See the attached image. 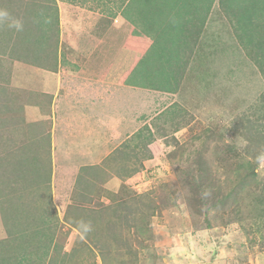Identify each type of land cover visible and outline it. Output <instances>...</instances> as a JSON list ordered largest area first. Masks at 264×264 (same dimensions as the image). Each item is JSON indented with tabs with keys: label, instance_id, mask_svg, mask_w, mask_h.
<instances>
[{
	"label": "rangeland",
	"instance_id": "1",
	"mask_svg": "<svg viewBox=\"0 0 264 264\" xmlns=\"http://www.w3.org/2000/svg\"><path fill=\"white\" fill-rule=\"evenodd\" d=\"M121 2L122 0H56L57 7L59 6V21L66 23L65 15L60 19L59 10L64 14L66 9L74 6L83 18L102 20L103 23L99 25L101 31L111 24L121 31L124 22L122 8L125 6L121 5ZM236 2L240 5L242 1ZM228 4L236 7L231 1ZM8 8L0 5V10L6 11ZM111 19H115V22ZM197 26L196 31L190 32L191 41L187 50L185 48L184 52L181 51L178 55L181 62L188 63L179 90L174 93L175 96L163 95L164 103L180 106L181 115L174 119L170 116L162 117L156 121L155 114L161 109L152 110L144 126L152 127L156 122L160 130L151 128L156 134L155 139L151 138L145 147L144 141L139 144L136 139L125 138L122 143L128 140L126 143L130 144L131 151L128 152L127 149L128 155L100 166L97 180L90 187L91 202H76V187L71 195L66 193L64 186L50 189L48 194H44L43 188H34L32 183L26 185L24 190L29 193L25 194L24 199L28 202L31 200L32 203L31 207L30 203L26 205L24 210L32 209L30 213L35 219H39V214H45V217L53 221L51 229L54 235L53 246L55 244L56 249L50 250L51 255L46 258V264L51 258L56 264H264V160H259L258 157L255 159L253 154L246 152L250 143L245 136L251 128H262L264 131V74L250 58L248 47L241 45L235 34L236 25L233 26L228 16L223 13L218 0L212 5L206 19ZM128 27L132 33L142 32L141 27L131 22ZM63 31L65 32V28ZM129 32L125 28L123 33L109 36V43L111 40L114 43V52L121 51V47L128 49L129 55L126 56H130V62L125 61L123 66L127 67L130 63L132 65L125 74L119 73L122 68L119 70L112 67L113 70L107 74L108 78H104L108 87L112 84L122 86L124 82L127 83L137 60L145 56L149 49L142 47L137 41L131 47L142 49L137 52L134 49L135 52L130 51L126 45L127 42L130 45L129 36L132 33ZM123 34L124 38L121 37ZM142 35L152 42L150 35ZM29 36L31 38L32 34H27L28 38ZM100 36L103 44L106 43V32ZM3 39L6 42L11 40ZM58 46L60 47V42ZM63 48L66 53L70 51L66 44H63ZM104 54L105 51H100L99 56L106 58ZM103 62L102 59L97 61L98 65ZM66 66L67 91L64 98L68 97L66 101L72 103L76 101L78 106L88 104L83 99L87 96L84 90L76 88L77 79L69 76L70 71H77L75 65L66 61ZM119 79V83L115 82ZM100 84L101 81L91 87L92 96L96 100L105 98V94L103 96L96 90L102 89ZM34 99L38 100L36 95ZM98 103L100 102H96L92 107L96 109L101 105ZM64 104L66 103L61 102L59 109L67 114L64 121L69 122L70 117L72 119L76 115L80 116L71 109L67 110ZM4 112H0V115L4 116L1 119H8L3 123L0 120L3 140L7 139L9 143L14 144L21 143L22 146L26 144L24 150L17 152L22 153L21 156H32L36 151L44 150V157H41V173L34 179L41 187L47 186L48 161L52 162L47 155L49 144L45 140L33 139L31 134V139L21 135L23 125L16 123ZM93 113L97 118L94 109L90 111L89 116ZM103 113L104 110L100 111V114ZM240 121L245 124L248 122L250 128L238 132L236 127ZM178 123H181V126L176 131ZM31 128L29 131L36 129ZM130 128L131 124L124 126V131ZM25 130L27 132L26 127ZM127 133L131 134L130 131ZM63 139L64 137H61V140ZM137 143L139 145L135 148ZM119 147L120 145L118 149ZM3 154L6 156V153ZM9 157L12 159H6L8 167L3 165V169L16 167L21 170L20 164H17L18 158L10 155ZM13 159L16 164L10 163ZM31 161L34 162V157ZM245 162L253 164L254 178L238 197L229 198L228 195L238 184L235 180L237 176L231 175L230 172L234 173V170ZM79 173L80 171L78 175ZM4 175L0 172L2 179ZM32 198L37 201L33 202ZM33 203L38 204V207H33ZM71 205H81L87 211L102 210L108 206V210L102 214V222L98 220L100 213L86 214L91 219L94 218V222L90 220L91 222H96L95 225L92 223L93 228L91 226L92 230L87 234L89 238H81L79 231L68 223V217L71 219L72 215L77 216L74 212L69 214ZM36 209L39 210L38 213ZM38 225L41 226L40 223ZM111 225L115 226L121 241L116 242L106 236L101 239L102 243H99V246L103 244L101 247L104 251L101 252L97 249L98 240L101 238L99 236L105 233L102 229ZM49 234L52 236L51 232ZM12 240L5 248H12L16 242ZM2 247L4 248V244L1 249ZM37 248L35 246L36 251ZM36 257L37 255L35 261H38Z\"/></svg>",
	"mask_w": 264,
	"mask_h": 264
},
{
	"label": "trees",
	"instance_id": "2",
	"mask_svg": "<svg viewBox=\"0 0 264 264\" xmlns=\"http://www.w3.org/2000/svg\"><path fill=\"white\" fill-rule=\"evenodd\" d=\"M215 1L217 0H122L121 5H125L122 11L123 17L133 25L141 27V33L150 35L152 39V42H144L142 47H148L149 49L145 56L137 60L133 72L129 74L127 84L133 87L163 93L174 94L177 92L181 84L180 81L183 79L188 65L186 62H181L178 55L181 51L184 52L185 48L187 50L188 43L191 41L189 36L192 34L190 33L191 30L196 31L198 29L197 25L206 19ZM218 1L223 13L228 16L233 26L236 25L234 26L236 28L235 34H237L236 36L240 40L241 45H243L244 48L248 47L250 58L262 74H264V0H241L242 2L240 5H238L236 0ZM229 1H231V4L235 3L236 7L229 6ZM0 5L9 7L6 10L9 15L0 23V38L12 39L17 37L18 41L21 42L18 44V48L22 53L26 55L27 52H30L34 58H42L38 63H45L47 68L54 69L50 63H52L54 54L56 59V52L60 40V21L56 0H0ZM13 20H18L22 24L21 30L17 31L14 27H9V24ZM254 28H256L255 33ZM27 34H32V37L30 38L29 36L28 38ZM140 34L137 32V36ZM254 34H256V36ZM134 49L140 51L142 48L139 49L138 47H134ZM180 109L178 104H174L161 112L157 118L154 119L156 121L158 119L159 121L162 117L169 118V116L172 119L177 118L178 115H181ZM241 121L238 122L236 127L240 133L241 130L247 131L250 128L248 122L245 124V122ZM180 126L181 123L176 124L175 130H179ZM143 127L145 126L143 125L137 132L130 136V138H133V140L136 139L139 144L140 141H144V146L146 147L151 138L155 139L156 134L151 131L150 126ZM35 128L36 126L34 129ZM152 128L158 131L160 130L156 122ZM245 136L250 143L246 148V152L249 155L253 154V158L256 159L264 151V146H262L264 142V131L262 128L258 130L251 128L249 134L247 135L245 133ZM1 137L3 136H0V138ZM0 141L1 152L7 154L4 160L9 159V155L15 156L12 154L13 150H10L12 142L9 143L7 139L4 141L0 139ZM126 142L122 143L119 149L117 147V149L107 156L100 165L84 167L80 170L76 179L78 184H76L75 187L78 191L77 194L74 193L75 201L77 200L78 203L82 204L91 202L90 187L94 185L97 180L100 166L115 159L118 160L121 156L128 155L129 153H126V150L128 149V152L131 151V147L130 144ZM138 143L135 148L138 147ZM24 147L25 146H20L18 150H24ZM135 148L132 150L135 151ZM255 149L256 152H254ZM43 152L44 150H39L36 151L35 154H32V156L31 154L28 155V157L25 156V154L21 156L22 153H18L16 157L19 161L16 163L20 164L21 170H18L16 167L7 169L8 166L5 169H3V167L0 168V172L5 174L3 179L0 177V212L8 233V238L4 242V246L8 245L7 243L12 239L14 241L16 240L11 249L17 250V245L19 246V250L15 251L17 253H14V255L17 256V264H46V258L51 255L49 253L50 250L52 248L56 249V245L54 244L53 246L54 235L51 229L53 222L51 218L45 217V214H39V219H35L34 215L30 213L32 209L28 211L24 210L26 205L30 203L31 207L32 203L31 200L28 202L24 199L25 194L29 193L27 190L26 192L24 190L27 184L32 183L34 184V188H43L45 190L43 191L44 194H48V190L51 189L52 163L50 161H48V166L46 165L48 167L47 186L41 187L37 180L34 179L37 174L41 173L43 167L41 165L43 160L41 157H44ZM32 157H34V162L31 161ZM48 157L50 160V155ZM35 158L37 160L36 162ZM16 163L13 161V164ZM254 169L253 164L245 162V164L238 166L237 169L234 170V173L230 172L231 175L234 174V176H237L235 180L238 184L233 192L228 195L229 198L235 199L238 197L239 193L252 181L255 175ZM32 199L33 202L37 201L34 198ZM34 206L38 207V204L33 203V207ZM36 210L38 213L39 210ZM106 210H108V206L102 210L87 211L85 207L81 205H71L69 214L74 212L77 216L72 215L71 217L74 220L72 221V218L69 219L68 217L67 221L72 227L78 230V222H80V219L85 223H90L92 226L94 218L91 219V217L86 216L88 212H93L94 214L100 213L98 220L102 222L101 219L104 217L102 214H104ZM237 213L240 215L238 211ZM93 217H95V215ZM90 220H93V222ZM39 223L41 226L38 225ZM93 224L95 225L96 222ZM102 230L105 233L100 234L99 238H101L98 240L97 246V249L101 252L104 251L102 249L103 244L99 246V243H102L101 239L106 238V236H109L113 241H121L118 238L115 226L111 225ZM50 232L52 236L49 234ZM86 236L89 238V235ZM35 246L38 247L37 249L39 252L38 250L36 251ZM11 249L8 250L11 251ZM36 255L38 261H35ZM15 258L16 257L13 256V262ZM10 260L11 257L9 261ZM9 261L7 258L3 260L6 264L9 263ZM47 263L56 264L55 260H52V258Z\"/></svg>",
	"mask_w": 264,
	"mask_h": 264
},
{
	"label": "crops",
	"instance_id": "3",
	"mask_svg": "<svg viewBox=\"0 0 264 264\" xmlns=\"http://www.w3.org/2000/svg\"><path fill=\"white\" fill-rule=\"evenodd\" d=\"M70 7H67L68 10L66 9L64 14H62V10H59L60 19L62 20L63 15H65L66 23L60 21V47L58 46L56 59L54 54L52 63H50L54 69L47 68L45 63H38L42 58H34L30 52H27L26 55L22 53L18 48V44L21 42L18 41L17 37L12 38L10 42L0 38V49L2 50L0 51V112L5 111L4 113H7L16 123L23 125L21 135H26L27 138L31 139V134L33 139L45 140L49 144L47 155H50L52 160L50 187L55 190L64 186L66 193L71 195L76 186L78 171L84 167L100 165L107 156L122 144L125 138L128 139L143 125L147 124L146 120L152 110L161 109L155 114L157 117L169 108V105H173L169 102L168 104L167 102L164 103L163 95L175 96V94L133 87L126 82H124L125 84L122 82L124 84L122 86L112 84L108 87L104 78H108L107 74L113 70L112 67L119 70L122 68L119 73L125 74L132 65L130 63L127 67L123 66L125 61L130 62V56H126L129 55L128 49L121 47V51L114 52L113 41L111 40L109 43L110 34L123 33L125 28L130 31L129 34L132 33L131 28L128 27L130 22L122 17L124 22H122L121 31L116 30L118 28H115L113 24L111 26L106 25V28L101 31L99 25L103 23L102 20L91 17L83 18L77 12V7ZM111 20L115 22V19ZM63 28H65V32ZM104 31L107 42L103 44L100 35ZM137 32H133L130 36L128 34L130 45L129 42L126 45L129 46L130 51L135 50L137 52L131 47L137 41L141 45L148 42L140 32V35L137 36ZM121 37L124 38L125 35L123 34ZM112 38L114 39V37ZM63 44L69 46L70 51L68 53L64 51ZM118 44L122 46L121 43ZM100 51H105L104 57L106 58L99 56ZM98 59L104 61L102 65H98ZM66 61L75 65L77 71H70L69 76L77 79L76 88L80 87L84 90V94L87 96H84L83 99L88 104L78 106L75 104L76 101L72 103L66 101L68 97L64 98L67 91ZM113 62L114 64H112ZM99 81L102 83L100 84L102 89L96 90L101 92L103 96L105 94V98L101 97L100 100H96L92 96V88ZM119 81L120 79L115 82L119 83ZM35 95L38 100L34 99ZM61 102L66 103L64 107L67 110L71 109L80 116L76 115L72 119L70 117L69 122L64 121L67 119L65 117L67 114H64L65 111L59 110ZM96 102H100L98 104L102 106L99 105L96 109L92 107ZM92 109L97 112V118L94 113L89 116ZM102 110H104L103 115L100 114ZM73 112L70 113L72 116ZM1 118L4 116L0 115L2 123L8 119V117ZM130 124L132 128L125 132L124 126L127 127ZM35 126L34 131H29V128L34 129ZM133 130L135 131L133 132ZM127 131H130L131 134H128ZM0 136H3L2 129H0ZM3 137L1 138L3 139ZM61 137L64 139L61 140ZM11 144L10 150H13L12 154L16 156L17 152L20 151L18 147L22 144ZM3 153L0 150V168L3 165L7 166L6 159L4 160L7 154L5 156ZM13 161L16 160H10V163ZM7 163H9L8 160ZM61 181L64 182V185ZM7 238V229L0 212V264H6L3 262V257L5 260L7 258L8 261L11 257L7 264H17V256L14 255L17 252L9 251L11 248H5L6 246L1 249V245ZM8 251L10 254L6 256ZM13 256L16 257L14 262Z\"/></svg>",
	"mask_w": 264,
	"mask_h": 264
},
{
	"label": "clouds",
	"instance_id": "4",
	"mask_svg": "<svg viewBox=\"0 0 264 264\" xmlns=\"http://www.w3.org/2000/svg\"><path fill=\"white\" fill-rule=\"evenodd\" d=\"M9 14L5 10H0V22L3 21L4 17H7ZM9 27H14L17 31L22 29V24L18 20H13ZM259 160H264V153H262L259 157ZM91 225L90 223H85L84 221L78 222V231L81 235V238H84L90 231H91Z\"/></svg>",
	"mask_w": 264,
	"mask_h": 264
}]
</instances>
